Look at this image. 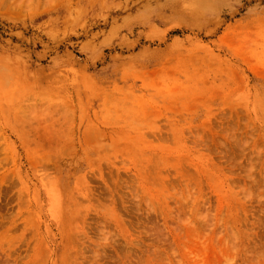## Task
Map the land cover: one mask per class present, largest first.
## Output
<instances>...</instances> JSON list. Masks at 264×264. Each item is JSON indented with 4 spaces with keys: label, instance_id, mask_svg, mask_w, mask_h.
I'll list each match as a JSON object with an SVG mask.
<instances>
[{
    "label": "rangeland",
    "instance_id": "374dc122",
    "mask_svg": "<svg viewBox=\"0 0 264 264\" xmlns=\"http://www.w3.org/2000/svg\"><path fill=\"white\" fill-rule=\"evenodd\" d=\"M0 264H264V0H0Z\"/></svg>",
    "mask_w": 264,
    "mask_h": 264
}]
</instances>
